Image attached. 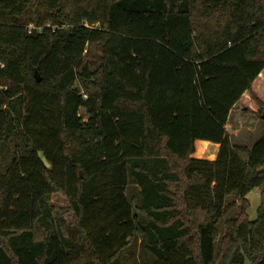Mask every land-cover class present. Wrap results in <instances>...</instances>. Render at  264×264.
Listing matches in <instances>:
<instances>
[{
  "label": "trees",
  "instance_id": "obj_1",
  "mask_svg": "<svg viewBox=\"0 0 264 264\" xmlns=\"http://www.w3.org/2000/svg\"><path fill=\"white\" fill-rule=\"evenodd\" d=\"M240 101L264 113V0H0V264H124L137 237L147 264H264V127L231 143Z\"/></svg>",
  "mask_w": 264,
  "mask_h": 264
},
{
  "label": "rangeland",
  "instance_id": "obj_2",
  "mask_svg": "<svg viewBox=\"0 0 264 264\" xmlns=\"http://www.w3.org/2000/svg\"><path fill=\"white\" fill-rule=\"evenodd\" d=\"M100 53L101 51L98 46H91V50L83 57V62L89 65V67L91 65H96L100 60ZM243 107L244 106L241 101L235 104L234 108L229 113L228 122L225 129L232 144L251 148L254 142L262 134L264 118H262L263 113L260 116L243 113ZM79 114H81L84 120H86L87 115L84 112V108L79 109ZM11 151L12 148L9 146L2 148L0 155L1 167L6 164V162L11 157ZM216 152L218 153V151L212 153L211 148L206 147L203 148L199 155L196 154V157L198 156L197 159L214 160L216 158L215 155H217ZM241 158L246 161L245 156L242 155ZM133 192L134 188L132 185H129L128 193L131 194ZM246 199L248 200V203L238 201L234 194L227 197V200L224 204L225 211L218 224L219 232L216 239V245H218V240L225 233L224 220L236 216L240 212L242 206L246 207L249 204L248 207H246L248 219L253 220L256 218L257 208L260 203L258 190L256 188L251 190L246 195ZM50 203L56 209H64L63 213H61V216L63 215L64 218H69L68 216H70V214L66 213V211H68V201L64 195L61 193H53L50 197ZM198 217L199 216L197 215L196 219H198ZM150 260V255L143 249L140 238L138 237L132 240L130 246H128L123 253L124 264H147L150 262Z\"/></svg>",
  "mask_w": 264,
  "mask_h": 264
},
{
  "label": "crops",
  "instance_id": "obj_3",
  "mask_svg": "<svg viewBox=\"0 0 264 264\" xmlns=\"http://www.w3.org/2000/svg\"><path fill=\"white\" fill-rule=\"evenodd\" d=\"M194 146H195V151L192 154V157H194L196 159L198 157V156L196 157V154L199 155V153L202 152L203 148H206V147L207 148H211L212 153L215 152V151H218V148H219V145L218 144L211 143V142L204 141V140H196L195 143H194ZM216 154H217V152H216ZM215 157H216V155H215Z\"/></svg>",
  "mask_w": 264,
  "mask_h": 264
},
{
  "label": "water",
  "instance_id": "obj_4",
  "mask_svg": "<svg viewBox=\"0 0 264 264\" xmlns=\"http://www.w3.org/2000/svg\"><path fill=\"white\" fill-rule=\"evenodd\" d=\"M34 77H35L36 81H40L41 80V77H40L39 73L36 70H34ZM262 118H264V113L262 115ZM258 172L259 173H264V167L259 168ZM79 175H80V177H82V172L81 171L79 172Z\"/></svg>",
  "mask_w": 264,
  "mask_h": 264
}]
</instances>
